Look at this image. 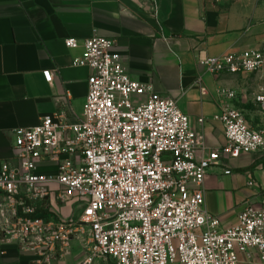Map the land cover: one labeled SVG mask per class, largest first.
Here are the masks:
<instances>
[{
	"label": "built area",
	"instance_id": "obj_1",
	"mask_svg": "<svg viewBox=\"0 0 264 264\" xmlns=\"http://www.w3.org/2000/svg\"><path fill=\"white\" fill-rule=\"evenodd\" d=\"M152 11L157 15L155 3ZM64 45L81 49L73 66L91 70L83 111L75 122L58 110L13 130L17 163L0 162V194L18 207L10 216L0 210L1 241L19 242L38 256L37 264H49L53 251L64 252L71 238L85 235L80 264H264V208L247 203L234 224L222 227L205 209L203 190L211 167L230 174L229 159L264 151V127L249 126L241 109L226 104L215 116L226 144L197 158L206 149L203 132L191 127L175 100L127 73L114 40L68 37ZM197 61L216 76L264 79V42ZM42 74L52 81L51 70ZM219 95L237 96L232 89ZM253 101L264 113V87ZM41 162L55 171L41 172ZM47 198L80 203L78 214L62 219L46 209L35 215L32 203Z\"/></svg>",
	"mask_w": 264,
	"mask_h": 264
},
{
	"label": "crops",
	"instance_id": "obj_2",
	"mask_svg": "<svg viewBox=\"0 0 264 264\" xmlns=\"http://www.w3.org/2000/svg\"><path fill=\"white\" fill-rule=\"evenodd\" d=\"M93 35L114 40L127 73L175 100L191 127L203 132L206 149L197 158L226 144L223 125L215 119L226 104L241 109L249 126L264 127V113L253 101L264 79L216 76L197 61L264 42V0H0V162L17 163L14 129L35 126L58 110L70 122L81 116L91 70L72 65L81 49L67 48L64 40ZM44 70H51V82ZM221 89L236 91V98L220 96ZM228 168L230 174L222 166L211 167L203 184L204 207L222 227L234 224L247 203L264 208V151L229 159ZM40 171L54 172L55 165L41 162ZM50 199L27 203L62 219L76 216L75 203ZM17 207L0 194V210L7 216ZM87 243L86 235L71 238L66 251L51 253L49 264H80ZM0 251V264H37L33 251L15 240L2 242L1 235ZM94 264L115 263L97 259Z\"/></svg>",
	"mask_w": 264,
	"mask_h": 264
},
{
	"label": "rangeland",
	"instance_id": "obj_3",
	"mask_svg": "<svg viewBox=\"0 0 264 264\" xmlns=\"http://www.w3.org/2000/svg\"><path fill=\"white\" fill-rule=\"evenodd\" d=\"M78 207H80V203L76 202L75 205H73V208H74L75 210H78ZM77 214H78V212H77ZM77 214H76V215H77Z\"/></svg>",
	"mask_w": 264,
	"mask_h": 264
},
{
	"label": "trees",
	"instance_id": "obj_4",
	"mask_svg": "<svg viewBox=\"0 0 264 264\" xmlns=\"http://www.w3.org/2000/svg\"><path fill=\"white\" fill-rule=\"evenodd\" d=\"M44 213H46L45 210L44 211L43 210H36V214L35 215H37V214H44Z\"/></svg>",
	"mask_w": 264,
	"mask_h": 264
}]
</instances>
